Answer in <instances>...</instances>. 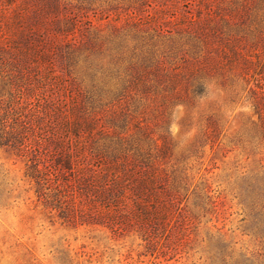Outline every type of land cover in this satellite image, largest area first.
I'll return each instance as SVG.
<instances>
[{"label":"rangeland","instance_id":"374dc122","mask_svg":"<svg viewBox=\"0 0 264 264\" xmlns=\"http://www.w3.org/2000/svg\"><path fill=\"white\" fill-rule=\"evenodd\" d=\"M144 9L153 16L152 26L166 14L179 21L185 11L195 16L198 10L203 17L209 13L216 27L204 30V42L193 50L191 42L157 38L151 28L136 32L130 13L144 16ZM73 17L81 21L83 36H74L82 51L66 67L65 60L50 56L56 84L51 91L38 83L36 93L52 92L55 105L59 98L66 106L72 98L87 109L91 105L102 122L110 120L113 98L107 91L116 81L108 73L123 76L130 57L170 63L173 58L163 57H223L225 51L250 63L226 65L205 77L204 93L167 105L164 122L159 96L124 93L128 112L145 118L153 131L168 132V170L184 183L180 215L159 229L153 242L136 232L114 235L100 227L61 223L38 202L35 185L24 177L26 158L0 146V264H264V115L254 109L251 95L258 73L264 75V0L0 1V31L21 51L12 57H37L29 61L31 75L43 72L38 57L54 52L62 38L56 27ZM87 21L94 27L84 30ZM5 93L0 92L1 99Z\"/></svg>","mask_w":264,"mask_h":264},{"label":"trees","instance_id":"16d2710c","mask_svg":"<svg viewBox=\"0 0 264 264\" xmlns=\"http://www.w3.org/2000/svg\"><path fill=\"white\" fill-rule=\"evenodd\" d=\"M0 1L10 4L15 0ZM196 12L193 16L185 11L179 21L173 13L166 14L159 23L153 21L152 26L153 16L144 9L140 10L144 16L131 12L133 21L129 23L138 33L151 28L157 38L176 36L191 42L196 50L206 38L204 30L216 27L209 13L203 17L200 11ZM80 24L73 17L66 19L64 27H56L57 36L62 38L54 52H41L38 64L43 63V72L34 75L30 74L29 61L35 63L37 57H12L21 51L12 48L0 31V92H6L5 98H0V146L26 158L24 177L35 185L38 202L61 223L100 227L114 235L136 232L143 240L153 242L157 231L165 230L170 219L180 215L179 192L184 183L173 170H168V132H155L145 118L128 112L126 103L121 101L124 93L152 99L159 96L161 117L167 105L184 104L201 96L205 91L202 80L216 70L250 61L246 57H227L225 51L223 57H163L173 58L170 63L155 57H130L123 76L118 71L108 73L116 81L113 89L107 91L113 98L110 120L102 122L103 116L91 105L87 109L73 98L68 106L60 98L55 105L49 99L52 92L36 93L37 88L52 91L56 84L50 56L65 60L66 67L80 55L82 45L74 36L75 32L83 36L78 29ZM85 26L84 30L94 27L90 21ZM152 39L148 37L150 42ZM155 44L151 42L152 47ZM94 79L95 72L91 75L93 83ZM254 81L257 91L251 89L253 107L264 115V75L258 73ZM60 86L63 87L61 82L56 85L57 94ZM101 88L97 89L99 94ZM174 226H170L166 237Z\"/></svg>","mask_w":264,"mask_h":264}]
</instances>
